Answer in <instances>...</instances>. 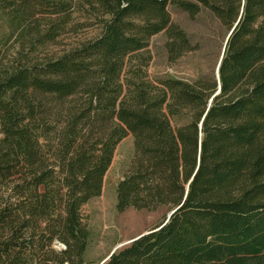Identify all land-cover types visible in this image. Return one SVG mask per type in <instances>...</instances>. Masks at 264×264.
Returning <instances> with one entry per match:
<instances>
[{"label":"trees","instance_id":"16d2710c","mask_svg":"<svg viewBox=\"0 0 264 264\" xmlns=\"http://www.w3.org/2000/svg\"><path fill=\"white\" fill-rule=\"evenodd\" d=\"M168 7L235 24L207 110L215 79L145 75L152 36L171 62L194 49ZM82 10L96 38L0 73V264H83L80 208L126 136L116 211L178 208L101 264H264V0H0V21L42 18L45 45Z\"/></svg>","mask_w":264,"mask_h":264},{"label":"rangeland","instance_id":"374dc122","mask_svg":"<svg viewBox=\"0 0 264 264\" xmlns=\"http://www.w3.org/2000/svg\"><path fill=\"white\" fill-rule=\"evenodd\" d=\"M170 20L186 35L194 49L175 61L167 58L163 32L152 36L143 51L148 58L145 75L149 81L172 77L187 83L198 79H215V67L228 33L225 27L206 10L189 17L168 7ZM26 29L12 30L0 21V73L18 63H36L53 59L96 38L101 32L100 17L85 10L73 12L64 31L51 43L38 45L35 39L44 30V20L35 17ZM34 45V46H33ZM132 155V139L124 137L115 147L110 165L104 174L100 195L80 208V217L87 230L83 264H101L115 247L126 245L164 221L171 211L161 206L154 211L115 209V186L124 175ZM55 251L63 246L54 242Z\"/></svg>","mask_w":264,"mask_h":264},{"label":"water","instance_id":"95a60500","mask_svg":"<svg viewBox=\"0 0 264 264\" xmlns=\"http://www.w3.org/2000/svg\"><path fill=\"white\" fill-rule=\"evenodd\" d=\"M234 26H235V24H234V25L232 26V28L228 31V33H227V35H226V38H225V41H224V44H223V48H224V45H225V42H226L227 38L229 37L230 33L232 32ZM223 48H222L221 55H220V57H219V59H218V61H217L216 67H215V73H214V74H215V81H216V89H215V91H214L213 94L209 97V99H208V101H207L206 110H207V108L210 106V104H211L213 98L216 97V96L218 95V93H219L218 68H219V65H220L221 58H222ZM203 116H204V115H203ZM202 118H203V117H202ZM202 118H201V120H202ZM177 208H178V207L174 208L173 210H171V211L167 214V217H166L164 223L167 221V219L170 217V215L173 214V212H174ZM140 236H142V235H140ZM140 236H139V237H140ZM137 238H138V237H137ZM135 239H136V238H135ZM135 239L130 240L128 243H130L131 241H133V240H135ZM128 243H127V244H128ZM119 247H120V246H119ZM119 247L117 246V247L113 248L112 251L110 252V254H112V253H113L117 248H119ZM110 254H109V255H110Z\"/></svg>","mask_w":264,"mask_h":264}]
</instances>
